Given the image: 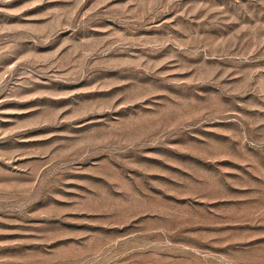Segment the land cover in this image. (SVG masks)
I'll list each match as a JSON object with an SVG mask.
<instances>
[{"label":"rangeland","instance_id":"obj_1","mask_svg":"<svg viewBox=\"0 0 264 264\" xmlns=\"http://www.w3.org/2000/svg\"><path fill=\"white\" fill-rule=\"evenodd\" d=\"M0 264H264V0H0Z\"/></svg>","mask_w":264,"mask_h":264}]
</instances>
